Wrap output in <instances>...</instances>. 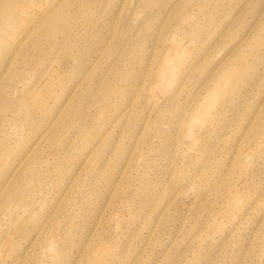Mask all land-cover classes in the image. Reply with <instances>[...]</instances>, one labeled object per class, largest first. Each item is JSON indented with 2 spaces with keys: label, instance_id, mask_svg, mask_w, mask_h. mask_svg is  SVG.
<instances>
[{
  "label": "rangeland",
  "instance_id": "374dc122",
  "mask_svg": "<svg viewBox=\"0 0 264 264\" xmlns=\"http://www.w3.org/2000/svg\"><path fill=\"white\" fill-rule=\"evenodd\" d=\"M19 1L0 264H264V0Z\"/></svg>",
  "mask_w": 264,
  "mask_h": 264
},
{
  "label": "bare ground",
  "instance_id": "6f19581e",
  "mask_svg": "<svg viewBox=\"0 0 264 264\" xmlns=\"http://www.w3.org/2000/svg\"><path fill=\"white\" fill-rule=\"evenodd\" d=\"M29 4L35 5L37 2L36 0H32L27 2ZM23 3H21L19 0L13 2L12 9L13 11L7 16V14L1 19V31L4 33L7 30H4L3 27H12L14 24H18L20 22V16L23 8ZM7 16V17H6ZM25 24V21L23 22ZM99 262H97L98 264ZM93 264V262L91 263Z\"/></svg>",
  "mask_w": 264,
  "mask_h": 264
}]
</instances>
